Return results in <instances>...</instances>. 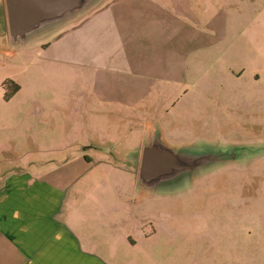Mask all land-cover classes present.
<instances>
[{
	"label": "rangeland",
	"instance_id": "1",
	"mask_svg": "<svg viewBox=\"0 0 264 264\" xmlns=\"http://www.w3.org/2000/svg\"><path fill=\"white\" fill-rule=\"evenodd\" d=\"M127 1L135 0H105L99 9L82 19L27 44L24 47L29 50L26 69L25 63L18 62L17 57L10 59L0 55V84L6 81V77H10L22 85L19 97L8 105L12 112L19 110L20 103L36 88L39 94L44 95L51 89L55 102H48L46 112L38 111L37 115L51 114L55 125L61 124L62 118L70 121L69 134L62 137L69 144L65 149L67 152L63 154L65 157H74L77 153L73 155L72 152H78L80 148L75 141L80 142L85 138L76 129L80 119L77 111L83 105V97L78 95L79 81L82 79L78 81L77 65L84 61L92 67L122 65L125 60V45L130 56H133L135 75L142 76L148 85L155 84V88L151 89L152 100V96L157 94L158 68L170 67L171 70L179 63L184 65L188 63L185 60L187 53L197 49L193 40L182 38L179 44L178 38L176 40L165 32L160 37L146 38L142 42L138 39H126L125 33L122 36L123 41L119 36L100 39L101 34L89 29L96 13L108 23L113 17L122 24L125 9H113V16L107 13L100 15V11L106 6ZM180 1L183 5L180 4L179 7L183 9L186 0ZM192 1L199 18H215L210 26L221 35V23L228 13L234 12V7L229 6L227 0ZM240 2L239 32L242 37L234 46L236 54L224 46L216 50L218 57L226 58L225 62H233L231 54L237 58L238 67L243 71L239 87L224 90L212 85L183 89L182 91H188L187 99L195 106L190 116L192 119L182 118L180 125L173 124L172 121L164 124L165 127L162 125L164 137L172 145L196 141L243 144L247 146L249 154L254 155L252 152H255L258 156L243 163L214 167L178 194L152 196L141 199L139 204L132 206L129 199L136 198L137 195L134 184L136 170L130 168L128 162H115L116 153L113 149L120 150L121 157H127L128 148L136 145L137 139L139 140L135 128L130 130L128 127L114 136L117 145L108 146L105 152H88L87 155L93 161L94 169L90 173L94 176L92 179L96 187H85L86 182L82 184L84 187L78 190L80 204L82 198H85L82 208H116L122 211L116 222L118 233L130 234L137 241L132 251L119 250L115 264H264V0L255 3L253 0ZM2 5L3 0H0V6ZM1 7L0 31L3 30L4 18ZM106 11L109 12L110 9ZM197 38V47L202 51L205 49L200 48L201 45L212 42L201 34ZM45 48L48 51L44 53ZM98 49L102 51L94 55ZM49 56L64 59L69 64L62 67L59 73L54 72L51 75L45 69V60L41 59ZM94 56L100 57L96 61L98 64ZM217 63L222 64L211 59L206 65L215 66ZM142 66L143 71L140 73L137 69ZM54 84H63V89H56ZM220 93L221 98L218 99L216 95ZM224 93L227 95L224 96ZM175 95V91L172 94L169 90L167 97L172 98ZM226 101L234 102L237 109L234 113L223 116L229 112L224 105ZM58 105L64 109L63 112ZM3 107L0 103V110ZM172 114L173 112L169 113V116ZM154 116L159 121L158 111ZM194 116L201 119L212 116L223 130L213 134L204 121L191 130L190 122H193ZM65 131L66 127L64 134ZM54 132L58 134L59 131ZM90 138L99 140L101 136ZM240 151L231 152L236 155ZM61 155L51 152L42 157L50 159L53 156L59 158ZM137 221L140 226L136 225ZM140 230L147 236L146 240L139 237Z\"/></svg>",
	"mask_w": 264,
	"mask_h": 264
},
{
	"label": "crops",
	"instance_id": "2",
	"mask_svg": "<svg viewBox=\"0 0 264 264\" xmlns=\"http://www.w3.org/2000/svg\"><path fill=\"white\" fill-rule=\"evenodd\" d=\"M258 1L260 0H253L254 3ZM227 2L234 7V12L228 13L223 19L221 35L210 26L214 17L197 16L192 0H186L183 9L179 7L180 4L183 5L180 0H135L106 6L107 8L100 11V15L107 13L113 16V9H125L122 24L113 17L108 23L96 13L89 29L101 34L100 39L119 36L123 41L122 36L125 33L126 39L143 42L146 38L160 37L165 32L176 40L178 38L179 44L182 38L193 40L197 49L187 53L185 60L188 63L184 65L179 63L171 70L170 67L158 68L157 94L152 96V100L151 89L155 88V84L148 85L142 76L135 75V62L125 45V60L122 65L92 67L85 61L77 65L78 81L82 79L79 81L78 95H82L83 105L77 111L80 119L76 129L85 138L80 142L75 141L80 148L78 152H72L73 155L77 153L74 157L63 156L69 144L62 137L69 134L70 121L62 118L63 122L55 125L51 114L37 115L38 111L46 112L48 102H55L51 89L44 95L39 94L36 88L20 103V109L12 112L8 105L19 97L22 85L16 79L6 77L5 82H11L18 89L10 98L5 99V82L0 84V103L4 106L2 112L0 110V264H115L119 250L134 249L137 245L136 239L130 234L118 233L116 227L122 211L116 208H82L84 197L81 204L79 202L78 190L84 187V182L87 184L85 187H96L92 179L94 176L90 173L94 169L93 161L87 153L105 152L108 146L117 145L114 136L128 127L130 130L135 128L139 140L137 139L136 145L128 148L129 155L121 157L117 148L113 152L116 153L115 162H128L130 168L137 171L142 140L150 121L156 120L154 115L157 111L159 121H156L163 134L164 124L172 121L173 124L180 125L182 118L192 119L190 116L195 106L187 99L188 91H182L183 89L212 85L224 90L239 87L243 71L238 67L237 58L231 54L233 62H225L226 58L218 57L216 51L224 46L236 54L234 46L242 37L239 32L241 2ZM1 8L5 28L0 31V55L10 59L17 57L18 62L25 63L26 69L29 50L9 49L7 32L5 34L4 5ZM199 34L212 41L200 46L204 51L197 47ZM46 51L48 48L43 52ZM101 51L98 49L94 55ZM94 58L95 62L100 60L98 56ZM41 59L45 60V69L51 75L54 72L59 73L62 67L69 64L68 61L53 56ZM211 59L222 64L206 65ZM137 70L141 73L143 66ZM54 85L56 89H63V84ZM169 90L172 94L175 91L177 95L168 98ZM222 93L216 97L220 99ZM234 104L231 101L224 102L229 112L223 116L234 113L237 109ZM58 108L64 111L59 105ZM171 112L173 114L169 116ZM219 119L218 117V121ZM192 121L191 130L203 121L213 134L223 130L212 116L204 119L194 116ZM55 130L59 131L58 134H55ZM92 136H101V139L95 140L90 138ZM51 152L62 155L50 159L42 157ZM141 199L149 198L136 196L129 199V202L135 206ZM136 225L140 226L138 221ZM139 235L141 240L147 239L141 230Z\"/></svg>",
	"mask_w": 264,
	"mask_h": 264
},
{
	"label": "water",
	"instance_id": "3",
	"mask_svg": "<svg viewBox=\"0 0 264 264\" xmlns=\"http://www.w3.org/2000/svg\"><path fill=\"white\" fill-rule=\"evenodd\" d=\"M105 0H3L6 32L12 50L42 39L99 9ZM241 150L232 155L231 151ZM252 152V151H251ZM243 144L193 142L172 145L158 122L145 131L136 171V196L175 195L217 166L256 158Z\"/></svg>",
	"mask_w": 264,
	"mask_h": 264
},
{
	"label": "trees",
	"instance_id": "4",
	"mask_svg": "<svg viewBox=\"0 0 264 264\" xmlns=\"http://www.w3.org/2000/svg\"><path fill=\"white\" fill-rule=\"evenodd\" d=\"M5 28V25L3 26ZM3 87L6 89V93L4 95L5 99H8L11 97L13 93H15L18 89L16 85H13L11 82H5L3 84Z\"/></svg>",
	"mask_w": 264,
	"mask_h": 264
}]
</instances>
